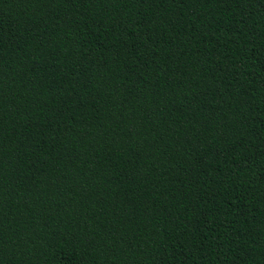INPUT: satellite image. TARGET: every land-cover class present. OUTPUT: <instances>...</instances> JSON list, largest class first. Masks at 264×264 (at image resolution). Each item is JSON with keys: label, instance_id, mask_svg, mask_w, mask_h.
I'll use <instances>...</instances> for the list:
<instances>
[{"label": "trees", "instance_id": "1", "mask_svg": "<svg viewBox=\"0 0 264 264\" xmlns=\"http://www.w3.org/2000/svg\"><path fill=\"white\" fill-rule=\"evenodd\" d=\"M0 264H264V0H0Z\"/></svg>", "mask_w": 264, "mask_h": 264}]
</instances>
